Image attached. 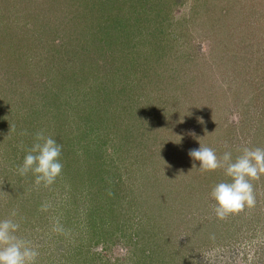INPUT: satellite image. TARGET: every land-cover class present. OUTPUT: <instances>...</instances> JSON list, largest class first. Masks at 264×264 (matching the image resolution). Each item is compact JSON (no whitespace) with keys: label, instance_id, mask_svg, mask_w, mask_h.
<instances>
[{"label":"rangeland","instance_id":"1","mask_svg":"<svg viewBox=\"0 0 264 264\" xmlns=\"http://www.w3.org/2000/svg\"><path fill=\"white\" fill-rule=\"evenodd\" d=\"M132 1L0 0V218L37 264H264V175L220 220L188 155L264 148V0ZM38 131L87 178L19 175Z\"/></svg>","mask_w":264,"mask_h":264},{"label":"clouds","instance_id":"2","mask_svg":"<svg viewBox=\"0 0 264 264\" xmlns=\"http://www.w3.org/2000/svg\"><path fill=\"white\" fill-rule=\"evenodd\" d=\"M61 154L62 145L52 136L38 131L17 166L18 174L24 176L31 173L37 186L48 187L62 174ZM188 155L199 162L198 167L194 163L192 168L200 172L221 169L228 178L213 185L208 193L217 219L223 220L255 206L252 181L264 175V148L243 147L238 155L225 151L218 156L212 147L199 143V147L190 150ZM48 207L44 205L42 210L46 211ZM16 216L17 212L12 210L8 217L0 218V264H37L39 252L30 240L19 235L20 224ZM53 231H65L58 219L53 222Z\"/></svg>","mask_w":264,"mask_h":264},{"label":"trees","instance_id":"3","mask_svg":"<svg viewBox=\"0 0 264 264\" xmlns=\"http://www.w3.org/2000/svg\"><path fill=\"white\" fill-rule=\"evenodd\" d=\"M135 0H133L132 2H131V6L130 7H134V10H136V6H134V2ZM138 1V0H137ZM141 1V3L143 4L144 3V0H140ZM147 0H145V2H146ZM83 3V0H71V4L70 5H74L75 3ZM99 2V1H98ZM69 5V6H70ZM69 8V7H68ZM153 11L154 12H157L158 11V13H159V11L160 10H155V9H153ZM134 12V11H133ZM132 12V15L133 14H135V13H133ZM131 14V13H130ZM77 17H78V14L76 15ZM25 30V29H24ZM24 32H26V31H24ZM28 32V31H27ZM26 32V33H27ZM24 37H22V38H18L17 39V43H19L20 44V42H22V39H23ZM13 47H15V46H13ZM24 49V48H23ZM69 59H71V60H69L70 62H73V58H69ZM66 79H68L69 80V78H66ZM12 92H14V90H12ZM14 94H15V92H14ZM10 95V94H9ZM36 96V95H35ZM7 97L8 96H6L5 97V99H7ZM11 97H12V95H11ZM32 98H35V97H33L32 96ZM12 99V98H11ZM6 101V100H5ZM8 103V102H7ZM40 107V106H39ZM94 109V108H93ZM67 123H68V121H66ZM32 123H30V125H31ZM33 126V125H32ZM31 126V127H32ZM46 126V125H45ZM52 125H50L49 126V128L51 127ZM47 127V126H46ZM55 131H57V127H56V130ZM49 134H50V136L53 134V132H50L49 131ZM59 134H61V133H58V132H55L54 133V135L55 136H52L53 138H55L56 140H57V142L58 143H60V144H62V137H60V135ZM19 142H24L23 140H21L20 139V141ZM242 142H246V140L244 139ZM69 148H71V149H69V153L71 154H68V152H67V150L64 152L63 151V149H62V154H61V161H62V163H63V170H62V172H64L66 169H64V167H67L68 168V166L70 165V167H72V177L71 178H76V177H86L85 175H86V173H87V171H88V169L90 170V167L93 165V163L94 162H92V163H89V158H88V155H85V153L86 154H89V150L88 151H85V152H83V154H77L76 156H75V153H76V151H74V149L72 148V147H69ZM76 168V169H75ZM97 169L101 172L102 170H104L103 169V167H100V166H98L97 167ZM88 173H89V171H88ZM87 178V177H86ZM75 182H76V180H75ZM115 187H117V186H115Z\"/></svg>","mask_w":264,"mask_h":264}]
</instances>
